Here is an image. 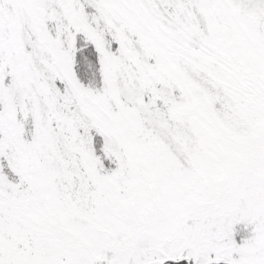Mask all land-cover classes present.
Returning <instances> with one entry per match:
<instances>
[{
  "label": "snow or ice",
  "instance_id": "6c2138e0",
  "mask_svg": "<svg viewBox=\"0 0 264 264\" xmlns=\"http://www.w3.org/2000/svg\"><path fill=\"white\" fill-rule=\"evenodd\" d=\"M0 264H264V0H0Z\"/></svg>",
  "mask_w": 264,
  "mask_h": 264
}]
</instances>
